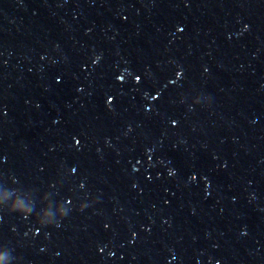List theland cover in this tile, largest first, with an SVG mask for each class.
Masks as SVG:
<instances>
[{
  "label": "water",
  "instance_id": "95a60500",
  "mask_svg": "<svg viewBox=\"0 0 264 264\" xmlns=\"http://www.w3.org/2000/svg\"><path fill=\"white\" fill-rule=\"evenodd\" d=\"M0 264H264V0H0Z\"/></svg>",
  "mask_w": 264,
  "mask_h": 264
}]
</instances>
